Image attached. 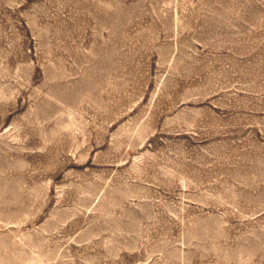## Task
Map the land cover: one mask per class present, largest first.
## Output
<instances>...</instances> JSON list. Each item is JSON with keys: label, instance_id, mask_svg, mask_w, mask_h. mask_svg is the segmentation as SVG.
I'll return each mask as SVG.
<instances>
[{"label": "rangeland", "instance_id": "374dc122", "mask_svg": "<svg viewBox=\"0 0 264 264\" xmlns=\"http://www.w3.org/2000/svg\"><path fill=\"white\" fill-rule=\"evenodd\" d=\"M0 264H264V0H0Z\"/></svg>", "mask_w": 264, "mask_h": 264}]
</instances>
